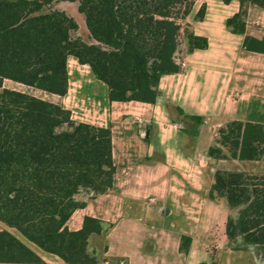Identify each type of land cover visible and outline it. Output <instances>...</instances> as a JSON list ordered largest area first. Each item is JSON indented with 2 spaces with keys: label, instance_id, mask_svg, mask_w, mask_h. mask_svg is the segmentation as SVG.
Masks as SVG:
<instances>
[{
  "label": "trees",
  "instance_id": "trees-1",
  "mask_svg": "<svg viewBox=\"0 0 264 264\" xmlns=\"http://www.w3.org/2000/svg\"><path fill=\"white\" fill-rule=\"evenodd\" d=\"M62 0H0V220L68 264H99L89 236L102 222L86 216L70 230L72 212L114 187L116 166L109 127L72 118L61 104L4 86L11 79L52 93L68 90V55L88 63L109 87L110 100L155 102L160 77L181 70L186 51L206 48L208 38L186 21L195 0H67L84 16L55 7ZM228 3L231 0H223ZM226 24L246 33L248 9L264 0H239ZM78 10V11H77ZM202 5L196 18H203ZM81 17L80 14H78ZM86 26V27H85ZM245 46L264 52V38L246 35ZM184 131L196 141L202 117L172 106ZM207 153L214 158L264 159V123L232 119L216 129ZM209 197L236 213L226 222L234 249L264 246V176L215 170ZM191 237L182 235L188 253ZM0 264H46L8 229L0 230Z\"/></svg>",
  "mask_w": 264,
  "mask_h": 264
},
{
  "label": "crops",
  "instance_id": "crops-1",
  "mask_svg": "<svg viewBox=\"0 0 264 264\" xmlns=\"http://www.w3.org/2000/svg\"><path fill=\"white\" fill-rule=\"evenodd\" d=\"M202 5L204 16L196 18ZM65 6L64 0L55 4ZM256 9L264 14L249 6L246 33H234L226 20L240 10L239 0H195L186 21L209 44L187 52L183 41L179 61L185 65L160 77L155 102L110 100L108 85L73 54L67 58L64 95L4 80L8 88L61 104L77 121L110 128L114 187L83 197L86 204L66 222L70 230L81 229L86 216L102 222L103 231L92 233L88 245L99 264H264V246H230L226 222L235 210L209 197L215 170L264 176V159H217L207 153L214 132L226 122L264 123V52L245 46L246 35L264 38L253 26L259 20H251ZM172 106L202 117L196 141L174 119ZM2 229L21 238L46 264H68L0 220ZM182 235L191 237L188 253L180 250Z\"/></svg>",
  "mask_w": 264,
  "mask_h": 264
},
{
  "label": "rangeland",
  "instance_id": "rangeland-1",
  "mask_svg": "<svg viewBox=\"0 0 264 264\" xmlns=\"http://www.w3.org/2000/svg\"><path fill=\"white\" fill-rule=\"evenodd\" d=\"M66 1V8L69 12L73 13L75 16H77L80 20V23H81V27L77 32L76 34H80L81 36L87 38V32L84 30V27L82 26V22L83 24L85 25V20H84V16L80 13V12H76V4L77 3H72V2H69L67 0H64ZM78 11V10H77ZM261 11L259 9H256L255 11H253L252 15H251V20H254V21H257L259 20V23L257 24L256 22L253 23V26H255L256 28H259L261 29L262 31H264V14L260 13ZM81 15V17H79V15ZM86 27V26H85ZM181 50L184 49L183 47V39H181ZM215 133V132H214ZM85 196H87L86 194H83ZM234 213H236V210L234 211Z\"/></svg>",
  "mask_w": 264,
  "mask_h": 264
},
{
  "label": "built area",
  "instance_id": "built-area-1",
  "mask_svg": "<svg viewBox=\"0 0 264 264\" xmlns=\"http://www.w3.org/2000/svg\"><path fill=\"white\" fill-rule=\"evenodd\" d=\"M181 66H184L185 65V62L184 61H179ZM215 134H216V131H215ZM103 264H109L108 261H105ZM117 264H125L124 260H120Z\"/></svg>",
  "mask_w": 264,
  "mask_h": 264
}]
</instances>
